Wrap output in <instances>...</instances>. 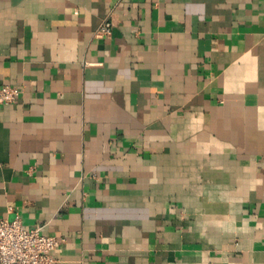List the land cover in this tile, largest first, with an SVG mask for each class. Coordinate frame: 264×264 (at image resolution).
Wrapping results in <instances>:
<instances>
[{
  "label": "crops",
  "instance_id": "crops-1",
  "mask_svg": "<svg viewBox=\"0 0 264 264\" xmlns=\"http://www.w3.org/2000/svg\"><path fill=\"white\" fill-rule=\"evenodd\" d=\"M6 84L0 218L55 264H264V0H0Z\"/></svg>",
  "mask_w": 264,
  "mask_h": 264
},
{
  "label": "built area",
  "instance_id": "built-area-1",
  "mask_svg": "<svg viewBox=\"0 0 264 264\" xmlns=\"http://www.w3.org/2000/svg\"><path fill=\"white\" fill-rule=\"evenodd\" d=\"M112 21L105 19L96 36H108ZM22 90L18 86H0V105L15 102ZM57 236L46 235L41 226L25 227L19 217L0 218V264H55L53 251L61 244Z\"/></svg>",
  "mask_w": 264,
  "mask_h": 264
}]
</instances>
